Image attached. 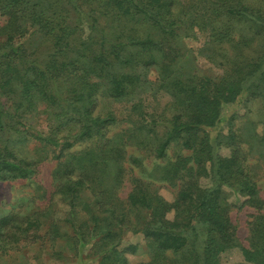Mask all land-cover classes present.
Wrapping results in <instances>:
<instances>
[{
	"label": "trees",
	"instance_id": "1",
	"mask_svg": "<svg viewBox=\"0 0 264 264\" xmlns=\"http://www.w3.org/2000/svg\"><path fill=\"white\" fill-rule=\"evenodd\" d=\"M0 16V182L31 179L55 162L49 196L35 192L29 210L20 196L18 210L0 205V259L39 239L52 256L88 243L94 264H129L134 247L119 244L131 231L150 254L137 264H221L220 253L233 247L264 264V214L249 221L243 246L223 188L257 211L264 200L234 116L226 133L219 127L227 104L257 101L264 115V0H0ZM178 30L204 38L217 77L179 63ZM145 90L168 97L166 113L136 101L118 119L113 103ZM121 121L129 125L110 135ZM128 142L157 159L173 144L191 151L162 173L178 180L172 201L138 177L120 197ZM54 197L67 206L61 218Z\"/></svg>",
	"mask_w": 264,
	"mask_h": 264
},
{
	"label": "rangeland",
	"instance_id": "2",
	"mask_svg": "<svg viewBox=\"0 0 264 264\" xmlns=\"http://www.w3.org/2000/svg\"><path fill=\"white\" fill-rule=\"evenodd\" d=\"M3 22L4 18L0 16V25ZM176 37V41H173V46L180 52V56L178 57L179 63L186 61L185 63L191 69L190 71L200 76L217 77L219 75L221 72L220 69L216 68L206 58L208 51L204 45L203 37H186L181 30L177 31ZM156 74V69L154 67L150 68L147 73V79L150 82L155 81ZM149 92V90L141 91L128 99L114 102L112 107L115 110L117 118H125L129 112L131 102L136 101L143 103L145 109L150 104L154 106L155 111H162L168 97L166 95L153 97L150 96ZM244 104L241 105L236 102L224 105L221 110L222 118L219 127L222 133H226L228 119L234 116L231 122L232 129L239 135V146L242 148L245 157L244 165L257 185L259 197L264 200V141H260V138L264 136V115H257L258 106H260L257 101L251 102L249 104L250 108L245 107ZM258 117H261V120ZM128 125L129 123L127 121H121L118 126L111 129L109 134L119 132ZM78 148H80V145L73 147V149ZM124 148L126 152L123 161L125 176L119 192L120 197L123 199L126 198L130 190L131 179L138 177L147 182L165 200L172 201L178 188V180L171 183L161 178L162 173L175 162L178 156H181V158H190L191 151L180 148L177 144H173L167 149V154L164 158L157 159L148 155L144 149L132 142L126 143ZM229 150V146H222L220 152L222 155H227ZM189 163L190 160L187 161V164ZM54 166L55 162L53 161L44 162L38 167V172L31 179H22L11 183L0 182V205L7 207L14 205L18 210V205H21V203L17 204L20 196L22 199L25 198L22 200L24 204L23 209H32V203H28L26 199L30 198L33 194L36 195L35 192L40 194L41 191H45L46 196H49L54 184L51 176V171ZM200 182L203 186L210 184L209 179L201 178ZM223 189L227 195V201L232 205L229 213L231 220L236 225L239 243L247 246L249 221L254 219V216L258 213L264 214V206L260 211H257L255 207L247 203L243 205L244 196L234 192L232 193L226 187ZM54 199L58 206L57 216L61 218L65 214L67 206L60 203L57 197H54ZM45 202L48 203V200H38L37 203L38 205H44ZM169 216H171V213H169ZM35 241L28 245L26 249L17 253L16 256H13V259H0V264H94L95 262L93 257L87 255L89 252L88 243L80 248L76 254H73L70 249L64 248L61 256L58 257L55 255L52 256L51 249L47 243L43 244L39 239ZM129 245H133L134 247L133 251L130 250L125 253L129 264H137L138 262H144L149 259V250L141 233L125 232L121 238L119 247L126 248ZM55 249H58V247H55ZM219 259L221 264H256L253 260L244 257L239 247L226 249L220 253Z\"/></svg>",
	"mask_w": 264,
	"mask_h": 264
}]
</instances>
